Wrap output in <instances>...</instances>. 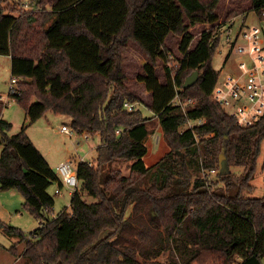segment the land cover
Segmentation results:
<instances>
[{"label": "trees", "instance_id": "1", "mask_svg": "<svg viewBox=\"0 0 264 264\" xmlns=\"http://www.w3.org/2000/svg\"><path fill=\"white\" fill-rule=\"evenodd\" d=\"M219 1L29 0V9L13 14L16 8L6 11L0 0V55H9L11 77L19 79L10 98L31 123L48 111L63 114L73 131L100 140L96 165H75L70 210L52 215L48 188L63 182L25 126L8 134L11 124L1 117L6 103L0 101V187L17 189L40 226L26 235L0 225L25 242L21 255L28 264H264V194H243L253 188L264 114L240 126L212 99L219 72L211 59L224 23L218 22ZM263 4L251 0L249 10ZM196 23L211 26L191 48L189 28ZM170 33L181 36V57L172 60L165 48ZM128 41L147 57L139 79L169 145L151 167L143 159L149 118L139 107L124 106L138 102L121 63ZM157 60H165L164 82L155 74ZM194 70L196 81L183 88ZM175 98L192 103L183 108ZM220 152L223 165L246 170L239 176L223 171ZM123 161L130 162L129 175L112 167ZM212 171L215 181L202 174Z\"/></svg>", "mask_w": 264, "mask_h": 264}, {"label": "rangeland", "instance_id": "2", "mask_svg": "<svg viewBox=\"0 0 264 264\" xmlns=\"http://www.w3.org/2000/svg\"><path fill=\"white\" fill-rule=\"evenodd\" d=\"M27 2L26 6L22 4ZM3 7L6 11L13 9V14H17V10L29 9V0H2ZM251 0H220L217 6V14L219 16L218 22L225 21L227 18L248 12V17L245 20L246 26L251 27L258 25L254 11H250L249 7ZM228 15V16H227ZM240 17L237 24H240ZM211 25L209 23H196L189 28V31L193 34L194 38L190 44L192 48L201 32ZM224 30L221 33L220 42L214 50L212 55L211 64L212 67L219 72L218 80H221L229 72L236 70V62L242 57L241 54L236 53L234 50L229 55L228 59H225V55L228 52L227 47L224 44L225 39ZM180 35L170 33L165 39V48L168 49L169 60L174 58H180L181 53L178 50V43ZM147 62V57L139 49V47L133 42L128 41L127 49L122 56V69L125 72V83L129 89L138 97L136 106L139 107L142 113L149 118L147 125L150 128V134L145 139L147 146V152L143 159L147 167L155 165L164 153L169 151V145L166 142L163 131L159 125L157 117L148 109V104L151 101V93L146 90L144 83L139 79L140 76H144V64ZM168 63V62H167ZM155 74L160 82L165 80V60H157L155 67ZM11 60L8 55H0V95L7 96L11 77ZM1 117L11 124L8 134L18 133L23 126L29 139L42 153L44 158L48 161L50 166L56 172V165L66 159H71L76 165L79 160L91 161L96 165V147L99 145V137L93 133L83 132L79 134L72 131V134L63 133L60 128L63 124L69 128L71 118L69 116L60 117L58 114L52 112H46L36 121L32 122L26 115L24 108L14 99H6ZM186 125L182 126L184 129ZM2 145L0 144V152ZM225 159V153L220 152ZM130 162H114L113 168L120 170L122 175H129ZM105 166L102 167V171ZM247 167L227 165L222 166V170L230 171L231 173L239 176ZM57 173V172H56ZM206 173L210 180H216V172H202ZM250 184L253 186L252 190L244 191L245 196L258 197L264 194V140L261 143L260 154L257 157L254 169V175L250 180ZM223 183L220 182V186ZM55 188H58L57 183H52L48 191L54 196V205L52 207V215H57L63 209L70 210L71 195L69 188L63 186L60 193L54 192ZM84 199L87 202L93 200V198L86 193L83 194ZM24 198L17 189H1L0 187V222L2 224L12 226L20 229L26 235H29L32 231L40 226L39 220L36 219L24 206ZM25 242L21 241L18 237L11 236L6 233L3 226L0 225V264H28V261L21 254L23 252ZM18 254L15 256L12 253V249ZM167 253L160 256L161 260L166 259ZM212 264H214L212 262Z\"/></svg>", "mask_w": 264, "mask_h": 264}, {"label": "built area", "instance_id": "3", "mask_svg": "<svg viewBox=\"0 0 264 264\" xmlns=\"http://www.w3.org/2000/svg\"><path fill=\"white\" fill-rule=\"evenodd\" d=\"M22 5L26 6L27 2ZM254 12L260 23L258 25L246 26L248 12L231 16L224 21L221 30L225 32L224 44L228 49L225 59H228L233 50L242 57L236 62V70L217 80L211 93L212 99L223 106L240 126L252 125L264 114V4ZM239 17L241 23L237 24ZM18 81L17 77H10L7 96L0 95V101L7 103L6 99L18 92ZM189 103H192L190 98L173 100V104L183 108ZM124 106L128 110L137 107L136 102H125ZM201 122L203 119L196 121ZM188 125L192 126L193 122L189 121ZM60 131L71 135L73 130L63 124ZM89 163L92 165L91 161ZM56 172L63 185L71 191L76 189L78 185L76 166L71 159L59 162L56 165ZM55 192L60 193V189H56Z\"/></svg>", "mask_w": 264, "mask_h": 264}, {"label": "water", "instance_id": "4", "mask_svg": "<svg viewBox=\"0 0 264 264\" xmlns=\"http://www.w3.org/2000/svg\"><path fill=\"white\" fill-rule=\"evenodd\" d=\"M198 75L199 74H198L197 70H194L190 75H188L185 78V81L183 83V88H188L192 84H194V82L196 81ZM223 161H224L223 155H220V157H219V166H220V168H222V166H223Z\"/></svg>", "mask_w": 264, "mask_h": 264}, {"label": "crops", "instance_id": "5", "mask_svg": "<svg viewBox=\"0 0 264 264\" xmlns=\"http://www.w3.org/2000/svg\"><path fill=\"white\" fill-rule=\"evenodd\" d=\"M8 56H9V55H8ZM58 116H60V117H65L66 115L59 114ZM63 186H65V185H62L61 188H62ZM58 188L60 189V192H61V188H60L59 186H58ZM58 188H55V190L58 189ZM55 190H54V192H55ZM71 192H72V191L69 190L70 195H71Z\"/></svg>", "mask_w": 264, "mask_h": 264}]
</instances>
